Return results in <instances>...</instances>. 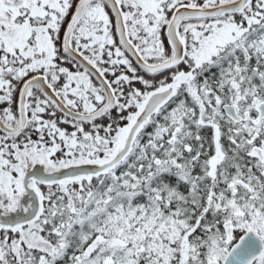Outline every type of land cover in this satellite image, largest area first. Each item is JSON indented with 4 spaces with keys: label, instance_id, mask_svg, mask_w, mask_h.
I'll return each instance as SVG.
<instances>
[{
    "label": "snow or ice",
    "instance_id": "6c2138e0",
    "mask_svg": "<svg viewBox=\"0 0 264 264\" xmlns=\"http://www.w3.org/2000/svg\"><path fill=\"white\" fill-rule=\"evenodd\" d=\"M0 264H264V0H0Z\"/></svg>",
    "mask_w": 264,
    "mask_h": 264
}]
</instances>
